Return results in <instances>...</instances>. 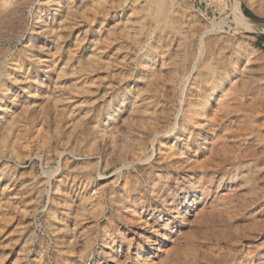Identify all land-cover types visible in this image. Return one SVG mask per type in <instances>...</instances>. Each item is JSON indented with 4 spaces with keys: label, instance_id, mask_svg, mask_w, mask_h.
<instances>
[{
    "label": "rangeland",
    "instance_id": "rangeland-1",
    "mask_svg": "<svg viewBox=\"0 0 264 264\" xmlns=\"http://www.w3.org/2000/svg\"><path fill=\"white\" fill-rule=\"evenodd\" d=\"M239 12L264 0H0V264H264V25Z\"/></svg>",
    "mask_w": 264,
    "mask_h": 264
},
{
    "label": "bare ground",
    "instance_id": "bare-ground-1",
    "mask_svg": "<svg viewBox=\"0 0 264 264\" xmlns=\"http://www.w3.org/2000/svg\"><path fill=\"white\" fill-rule=\"evenodd\" d=\"M237 19L240 23H244L243 24V29L245 31H248V32H252V31H255L254 30V27L255 24L252 23L250 20H248L247 18H245L241 12H239V14L237 15ZM251 24L253 26H251ZM239 25V24H238ZM241 27V26H240ZM263 31V30H262ZM237 135L233 134V133H225V134H221L218 141H215L216 143V146H219L220 147V151H221V155L222 157L226 158V159H229V158H233V159H237L239 158V154L240 153H237L236 152V148H228V140L229 139H232V138H236ZM213 150V149H212ZM211 150V152H212ZM239 150V149H238ZM246 151V150H245ZM217 153H220V152H217ZM232 153V154H231ZM242 157V156H241ZM234 162V161H233ZM215 172L217 174H219V169H216ZM210 179H213L212 177Z\"/></svg>",
    "mask_w": 264,
    "mask_h": 264
},
{
    "label": "water",
    "instance_id": "water-1",
    "mask_svg": "<svg viewBox=\"0 0 264 264\" xmlns=\"http://www.w3.org/2000/svg\"><path fill=\"white\" fill-rule=\"evenodd\" d=\"M253 23H254L255 25H264V22L255 21V20H253Z\"/></svg>",
    "mask_w": 264,
    "mask_h": 264
},
{
    "label": "trees",
    "instance_id": "trees-1",
    "mask_svg": "<svg viewBox=\"0 0 264 264\" xmlns=\"http://www.w3.org/2000/svg\"><path fill=\"white\" fill-rule=\"evenodd\" d=\"M244 12H245V13H248V11H246V10H245Z\"/></svg>",
    "mask_w": 264,
    "mask_h": 264
}]
</instances>
